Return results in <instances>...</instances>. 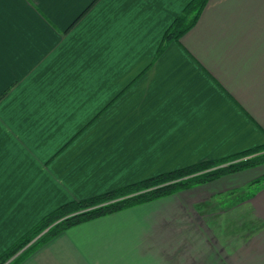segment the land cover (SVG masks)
I'll return each mask as SVG.
<instances>
[{
  "label": "crops",
  "instance_id": "0c3cea01",
  "mask_svg": "<svg viewBox=\"0 0 264 264\" xmlns=\"http://www.w3.org/2000/svg\"><path fill=\"white\" fill-rule=\"evenodd\" d=\"M190 1L0 0V254L65 202L264 143V0H209L156 57ZM255 178L75 225L20 264H264Z\"/></svg>",
  "mask_w": 264,
  "mask_h": 264
},
{
  "label": "trees",
  "instance_id": "16d2710c",
  "mask_svg": "<svg viewBox=\"0 0 264 264\" xmlns=\"http://www.w3.org/2000/svg\"><path fill=\"white\" fill-rule=\"evenodd\" d=\"M208 1L191 0L184 7L165 31L156 57L160 56L169 42L180 41L182 36L196 25ZM263 162L264 143L225 157L207 159L159 173L84 199L65 202L42 217L30 230L4 250L0 254V264H20L40 246L75 225L217 180ZM262 181L264 174L255 178L249 187ZM238 190L235 189L231 193ZM44 231L46 232L42 234ZM35 238L37 239L33 241Z\"/></svg>",
  "mask_w": 264,
  "mask_h": 264
},
{
  "label": "rangeland",
  "instance_id": "374dc122",
  "mask_svg": "<svg viewBox=\"0 0 264 264\" xmlns=\"http://www.w3.org/2000/svg\"><path fill=\"white\" fill-rule=\"evenodd\" d=\"M262 174H264V162L257 164L256 166L249 167L243 171H239L236 173L229 174L228 176H224L222 177V179L220 178L219 181L217 180L218 181L216 182L217 184H212L211 188L212 189L224 188L227 186H234V185H239L244 187L251 179L260 176ZM45 232L46 231L42 232V234H44ZM37 238H35L33 241H35Z\"/></svg>",
  "mask_w": 264,
  "mask_h": 264
}]
</instances>
